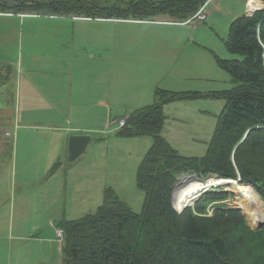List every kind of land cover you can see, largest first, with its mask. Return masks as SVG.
Returning a JSON list of instances; mask_svg holds the SVG:
<instances>
[{"label": "trees", "instance_id": "trees-1", "mask_svg": "<svg viewBox=\"0 0 264 264\" xmlns=\"http://www.w3.org/2000/svg\"><path fill=\"white\" fill-rule=\"evenodd\" d=\"M206 1L0 0V12L124 19L165 16L178 21ZM225 45L243 55L232 59L212 52L217 66L232 77L233 87L210 92L157 87L152 104L129 114L118 134L153 137L137 169V185L144 191L142 210L134 212L114 188H106L104 201L94 212L60 221L62 264H264V226L253 229L234 207L216 206L208 213V205L226 198L227 192H208L182 212L173 205L175 187L184 174L239 177L264 201V10L232 20ZM204 97L225 99L211 141L203 156L182 155L161 134L164 107ZM242 187L251 190L240 185L236 191Z\"/></svg>", "mask_w": 264, "mask_h": 264}, {"label": "rangeland", "instance_id": "rangeland-1", "mask_svg": "<svg viewBox=\"0 0 264 264\" xmlns=\"http://www.w3.org/2000/svg\"><path fill=\"white\" fill-rule=\"evenodd\" d=\"M250 8L256 9L250 7L249 3ZM258 8L264 6L258 4ZM210 9L211 6L208 10ZM231 21V18L222 19L221 23L217 24L208 17L205 21L183 25L181 30L186 33V38L174 48L173 57L184 59L183 62L178 61L176 67L177 72L184 76V80L159 85L174 90L202 92L233 87L235 83L232 77L217 66L212 53L215 52L223 58L243 57L240 53L230 52L225 45ZM172 30L180 31L177 27H173ZM188 37L195 40L193 47L197 51L196 55L189 58L186 50ZM180 66L182 68H179ZM125 85L126 81L123 87ZM115 88H118V85L109 78L106 82L107 94L110 99L115 100H109L106 107L99 106L97 110L104 118L105 113L106 118L110 116L107 125L84 131L93 136L94 140L85 153L74 160H69L68 135L64 136L56 130V126H63L65 120L50 118L51 113H47V110L39 111V104H32L30 110L27 97L22 89L19 91L15 79L11 78L0 84V198L1 196L4 198L7 207L12 204L14 226L19 222L18 225L31 231V235L35 231L36 234L33 236L42 237L43 244L40 246L37 244L39 240L34 241L32 238L25 244L29 259H40L44 245L45 252H48L45 256L48 258L42 257L40 260L44 261V264H62V247L59 253L48 248L50 241L58 239L60 221L94 212L103 203L105 189L108 187L114 188L134 212H141L144 191L137 185V169L152 145L153 137L151 135L125 137L118 134L122 129L119 119L127 116L128 111L133 112L137 107L153 103L155 96L142 98V102L132 104L129 103L128 96L116 99L119 96ZM72 95L74 96L73 92ZM31 99L39 100L36 96H32ZM224 104L225 99L215 97L170 102L164 107L166 121L161 134L165 135L171 146L182 155L203 156ZM62 116L61 110L59 117ZM60 143L61 157L57 153ZM56 155L59 156L61 163L54 169L58 163ZM190 175L180 176L175 191L176 208L183 211L187 206H194L198 199L208 192H227L226 198L209 204L208 211L212 212L216 206L240 208L248 224L257 229L259 224L251 220L252 215L248 212L240 193L253 192L252 196L255 195V203L261 214H264V201L252 187H249L251 190L242 187L236 191L238 186L244 184L235 181L227 180L226 183L218 184L219 186L203 192L196 200L179 207L178 191L187 180L197 179ZM20 198L25 201L21 205ZM9 200L10 205L7 202ZM57 241L61 244L59 239ZM17 256L21 258V255H15Z\"/></svg>", "mask_w": 264, "mask_h": 264}, {"label": "crops", "instance_id": "crops-1", "mask_svg": "<svg viewBox=\"0 0 264 264\" xmlns=\"http://www.w3.org/2000/svg\"><path fill=\"white\" fill-rule=\"evenodd\" d=\"M99 1L104 4L107 0ZM207 8L208 17L217 24L222 19L234 20L250 13L247 0H211ZM183 25L165 16L124 19L0 12V84L15 79L19 91L22 89L27 97L29 108L32 104H39V111L47 110L51 113L50 118L65 120L63 126H56L60 134H67L68 138L73 134H86L84 131L107 125L110 118H106V113L105 118L100 116L97 111L99 106L106 107L109 100H115L107 94L109 78L118 85L115 89L119 98L116 99L128 96L132 104L153 97L155 89L162 87L159 84L184 80L176 68L177 62L184 59L173 57L174 48L186 38V33L181 30ZM173 27L180 31L172 30ZM194 43L195 40L188 37V58L197 54ZM7 66H11V71ZM32 96L39 100H32ZM61 110L63 116L59 117ZM131 112L128 111L127 116ZM59 147L58 155L62 143ZM58 155L60 161L61 155ZM7 202L11 204V200ZM24 202L20 198V205ZM6 207L1 196L0 264H44L40 260L48 253L44 245L40 259H29L25 248L30 238L39 240L37 244L40 246L42 237L33 236L35 231L31 235V231L18 225L19 222L14 226L12 204ZM57 240L50 241L48 248L59 253L61 244ZM17 254L21 258L15 257Z\"/></svg>", "mask_w": 264, "mask_h": 264}, {"label": "bare ground", "instance_id": "bare-ground-1", "mask_svg": "<svg viewBox=\"0 0 264 264\" xmlns=\"http://www.w3.org/2000/svg\"><path fill=\"white\" fill-rule=\"evenodd\" d=\"M249 3H250V7L258 8V4L264 6V3L258 0H249ZM227 180H230L232 182L235 181L233 179H219L217 176H213L209 180H204V181L197 179L187 180L186 183L178 191L179 203L181 204L180 206L184 207L185 204L196 200L203 192H205L209 188L217 187L219 186L218 184L226 183ZM252 194L253 192L242 191L240 193V197L242 198V200H244V203L248 208V212H250V214L252 215L251 220L252 221L254 220L255 223L260 224L264 222V214H261L258 211L257 209L258 206H256L255 203V197H254L255 195L252 196Z\"/></svg>", "mask_w": 264, "mask_h": 264}, {"label": "water", "instance_id": "water-1", "mask_svg": "<svg viewBox=\"0 0 264 264\" xmlns=\"http://www.w3.org/2000/svg\"><path fill=\"white\" fill-rule=\"evenodd\" d=\"M92 141V137L90 135H86V134H82V135H72L69 138V145H68V149H69V160H74L77 157H79L81 154H83L86 149L88 144ZM217 176L219 179H225L219 175H215ZM197 179H199L198 177H196ZM240 178L236 179L235 182L240 184ZM173 205L175 206V195H173ZM179 212L180 211L178 208H176ZM262 225H264V223H260L258 228L261 227Z\"/></svg>", "mask_w": 264, "mask_h": 264}, {"label": "built area", "instance_id": "built-area-1", "mask_svg": "<svg viewBox=\"0 0 264 264\" xmlns=\"http://www.w3.org/2000/svg\"><path fill=\"white\" fill-rule=\"evenodd\" d=\"M197 16L199 17V18H204L205 17V15L204 14H202V12L200 11L198 14H197Z\"/></svg>", "mask_w": 264, "mask_h": 264}]
</instances>
